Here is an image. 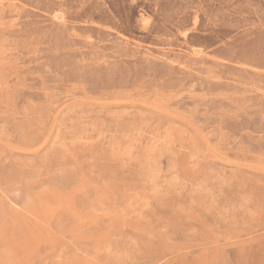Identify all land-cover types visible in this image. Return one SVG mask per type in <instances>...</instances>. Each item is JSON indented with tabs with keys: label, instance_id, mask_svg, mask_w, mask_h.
<instances>
[{
	"label": "rangeland",
	"instance_id": "1",
	"mask_svg": "<svg viewBox=\"0 0 264 264\" xmlns=\"http://www.w3.org/2000/svg\"><path fill=\"white\" fill-rule=\"evenodd\" d=\"M0 264H264V0H0Z\"/></svg>",
	"mask_w": 264,
	"mask_h": 264
}]
</instances>
